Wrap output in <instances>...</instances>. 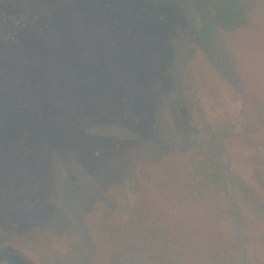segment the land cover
I'll use <instances>...</instances> for the list:
<instances>
[{
  "label": "rangeland",
  "instance_id": "1",
  "mask_svg": "<svg viewBox=\"0 0 264 264\" xmlns=\"http://www.w3.org/2000/svg\"><path fill=\"white\" fill-rule=\"evenodd\" d=\"M232 1L0 0V84L28 70L56 87L69 139L0 177V251L105 264L104 227L124 221L127 198L169 229L184 264L222 247L229 264H264V0H237L244 19L206 51L196 42L198 10L223 16ZM212 154L231 163L230 197L196 169Z\"/></svg>",
  "mask_w": 264,
  "mask_h": 264
},
{
  "label": "trees",
  "instance_id": "2",
  "mask_svg": "<svg viewBox=\"0 0 264 264\" xmlns=\"http://www.w3.org/2000/svg\"><path fill=\"white\" fill-rule=\"evenodd\" d=\"M211 2L197 9L202 15V28L197 32L196 42L202 44L205 51L208 50L213 37L217 36L219 29L232 27L240 17L243 19L245 17L240 1L233 0L232 6L235 5L236 10L223 16L217 14V7L221 5L216 6ZM211 10L216 12L215 15L211 14ZM231 17L234 18L227 21ZM193 29L195 30L194 26ZM20 75L26 79L23 83L17 84L15 80L10 79L7 83L0 84L1 178L8 175L13 177V173H16L14 168L21 160L30 161L44 149L60 148L62 151L68 143H65L68 139L66 130L61 128L64 118L57 115L56 108L52 104L56 87L42 86L39 82L42 76L33 71H23ZM79 79L78 77L77 80ZM81 82L86 85L89 79L83 78ZM65 88L71 96L78 93V89L72 84H68ZM71 139L73 140L72 137ZM45 145L50 146L44 148ZM55 155L56 153L53 156L46 155V158L53 159ZM212 155L205 160L207 162L198 163L196 169L203 171L204 185L230 197L228 174L231 171V163L216 159L218 154ZM132 174L134 175L133 171L127 176L131 177ZM114 200L116 204L125 203L123 198ZM125 209L127 212L122 223L115 226L107 224L104 227V237L112 248V253L108 255L105 264H184L182 251L178 248L174 236L168 228L161 227L155 222L148 209L141 205L130 206L127 198ZM233 215L236 220L237 240L242 243L245 217L237 206H234ZM229 258L228 249L222 247L215 254L207 257V264H229ZM0 264L34 263L17 252L4 250L0 251Z\"/></svg>",
  "mask_w": 264,
  "mask_h": 264
}]
</instances>
